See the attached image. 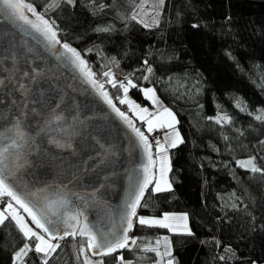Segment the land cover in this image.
Returning a JSON list of instances; mask_svg holds the SVG:
<instances>
[{
    "label": "trees",
    "instance_id": "16d2710c",
    "mask_svg": "<svg viewBox=\"0 0 264 264\" xmlns=\"http://www.w3.org/2000/svg\"><path fill=\"white\" fill-rule=\"evenodd\" d=\"M140 1L77 0L45 14L97 79L104 81L110 68L139 87H154L178 121L184 142L169 150L172 190L152 194L149 188L138 213L186 214L193 235L140 226L131 235L141 237L142 245L169 236L176 264H264V175L237 166L256 156L264 168V123L255 119L264 110V0H165L150 27L131 20ZM25 2L44 13L51 0ZM100 4L106 7L100 10ZM145 60L153 68L148 81L142 79ZM104 89L121 111L127 108L115 99L121 92L107 82ZM129 94L151 106L137 89ZM225 114L230 123L210 119ZM22 242L14 223L0 227V264H12ZM73 243L71 237L63 241L49 264H79ZM123 251L126 259L143 257L142 264H151L154 255ZM103 259L114 264L111 256Z\"/></svg>",
    "mask_w": 264,
    "mask_h": 264
},
{
    "label": "snow or ice",
    "instance_id": "6c2138e0",
    "mask_svg": "<svg viewBox=\"0 0 264 264\" xmlns=\"http://www.w3.org/2000/svg\"><path fill=\"white\" fill-rule=\"evenodd\" d=\"M61 3L75 6L77 0H51L45 5L44 13L38 12L32 3H26L25 0H0V20L7 22L11 18L24 26V29L17 27L19 36L15 38L4 36L3 29H0V65L10 64V69L0 68V72L4 73L0 77V89H10L19 93L20 97L11 100L17 118L9 122L11 127L6 132H0V227L5 226L6 222L14 223L23 241L21 246L12 252V264H49L57 250L61 249L62 242L69 237L77 250L79 264H104L103 258L107 256L112 257L114 264H142L143 257L137 260L125 258L123 250L132 252L134 249L145 254H154L148 257L151 264H176L169 236L156 239L154 245H142L138 243L141 237L131 235L137 226L167 229L172 235H193L187 226L186 214L165 212L160 217H145L138 213V209L145 206L142 201L149 188L152 194L172 190V185L167 179V174L171 171L168 152L184 142L175 127L178 123L176 116L169 108L162 106L155 88L139 87L129 76L118 80L110 68L102 73L105 80H98L97 74L92 71L82 54L58 38V26L55 21L45 18L49 10L59 8ZM158 3L163 5L165 0H158ZM97 7L103 10L106 5L100 4ZM137 15L133 14L131 20L136 21ZM138 22L143 23L142 20ZM29 30L44 42L47 49L53 50L52 54L57 59L79 72L83 82L98 93L103 102L130 130L133 142L142 149L146 163L141 165L139 171L134 170L129 177L127 198L115 221L108 218L107 214L104 220H90L85 211L88 198L81 197L80 202H77L74 197L78 194L71 193L66 185L63 188L45 187L32 190L16 175L22 167L20 161L25 158L27 146L32 142L27 128L37 114L36 105H40L44 110L39 91L47 81L45 69L42 67L43 60L37 63L35 55L31 54L32 49L25 50L19 43L20 37ZM109 30L97 29L98 32ZM84 55H87V52ZM111 63L118 67V61L114 57ZM144 64L147 67L142 79L148 81L153 68L147 60ZM105 82L122 93L115 99L120 105H126L128 112L121 111L116 106L113 98L104 89ZM131 89H137L144 99L151 103L154 111L141 107L129 98ZM60 100V97L53 99L44 110L48 114L45 127L55 123L63 129L66 122L64 113L67 112L72 118L69 127L74 129L80 123L79 117L72 115L71 102L62 105ZM30 105L32 107L29 109ZM238 106L242 111H246L243 106ZM247 114L252 115L250 112ZM25 117H30L27 122ZM210 119H214L217 124L231 122V118L226 114ZM255 119L264 123V110H260ZM157 131L162 133L159 138L153 135ZM150 136L153 137L151 140ZM259 143L264 145V140ZM58 146L71 148L70 138L69 142ZM107 155L109 150L100 141H96L95 152H86L80 164L94 170L104 163ZM256 159V156H251L247 160L238 161L237 166L246 173L264 175V168L257 165ZM101 187L103 185H97L95 192L89 194L93 200ZM177 222H182V230ZM30 253L35 254L34 258L30 257Z\"/></svg>",
    "mask_w": 264,
    "mask_h": 264
},
{
    "label": "water",
    "instance_id": "95a60500",
    "mask_svg": "<svg viewBox=\"0 0 264 264\" xmlns=\"http://www.w3.org/2000/svg\"><path fill=\"white\" fill-rule=\"evenodd\" d=\"M17 27L24 29L14 19L9 18L7 22L0 20V29H3L6 37L19 36ZM19 43L25 50L32 49L31 54L35 55L37 63L43 60L42 67L47 76V81L39 91L43 109L46 110L53 99L60 97L62 105L71 102L72 115L78 116L80 123L74 129L69 127L72 118L65 112L63 129L55 123L45 127L48 114L40 105H36L37 114L27 128L32 142L27 146L25 158L20 161L22 167L16 175L32 190L63 188L66 185L71 193L78 194L74 197L77 202H80L81 197L88 198L85 211L90 220H104L106 214L111 220H117V214L127 198L129 177L146 163L142 149L133 142L130 130L98 93L83 82L78 71L57 59L52 54L53 50L47 49L44 42L31 34L30 30L24 32ZM3 67L10 69V64L0 65V68ZM3 75L0 72V77ZM14 98L19 99V93L0 89V132H6L11 127L9 122L17 118L11 104ZM29 118L25 117V122ZM69 138L71 148L58 146L69 142ZM96 141L105 145L109 155L104 158L102 165L89 170L87 165L82 167L80 162L86 152H95ZM97 185L103 187L96 192L93 200L89 194L95 192Z\"/></svg>",
    "mask_w": 264,
    "mask_h": 264
},
{
    "label": "rangeland",
    "instance_id": "374dc122",
    "mask_svg": "<svg viewBox=\"0 0 264 264\" xmlns=\"http://www.w3.org/2000/svg\"><path fill=\"white\" fill-rule=\"evenodd\" d=\"M161 10H162V5H159L158 0H141L139 5L136 8L134 14H138L137 19L142 20L143 21L142 24H147L150 27V26H154L158 23ZM146 88H149V87H146ZM152 88H154V87H152ZM129 98H131L132 100H134L135 102L140 104V102L137 101L135 98H133L130 94H129ZM150 105H151V103H150ZM162 105H163V103H162ZM141 107H148L150 111H154V109L152 108V105L151 106L141 105ZM129 115H131V114L129 113ZM154 151H155V147H154ZM168 156H169V152H168ZM243 160H247V159H241L239 161H243ZM167 179L169 181L168 174H167ZM179 214H181V213H178L177 215H179ZM145 217H149V216H145ZM93 259H96V258H93Z\"/></svg>",
    "mask_w": 264,
    "mask_h": 264
},
{
    "label": "built area",
    "instance_id": "2783aa9c",
    "mask_svg": "<svg viewBox=\"0 0 264 264\" xmlns=\"http://www.w3.org/2000/svg\"><path fill=\"white\" fill-rule=\"evenodd\" d=\"M118 80H120L121 78L120 77H116ZM122 111H125V112H128V110H127V108L126 107H123L122 108ZM161 132H159V131H157V132H155L153 135L155 136V137H160L161 136ZM153 137L151 136V138L150 139H152Z\"/></svg>",
    "mask_w": 264,
    "mask_h": 264
},
{
    "label": "crops",
    "instance_id": "0c3cea01",
    "mask_svg": "<svg viewBox=\"0 0 264 264\" xmlns=\"http://www.w3.org/2000/svg\"><path fill=\"white\" fill-rule=\"evenodd\" d=\"M162 106H164V105H162ZM165 107V106H164ZM175 127H177V124L175 125ZM177 129V128H176ZM161 136H162V134H161ZM160 136V137H161ZM174 214H178V213H174ZM182 214V213H181ZM180 215V214H179ZM178 224H180L181 225V229H182V222H177ZM187 226H188V228H189V224H188V219H187ZM190 229V228H189ZM164 237V236H163ZM162 238V237H161Z\"/></svg>",
    "mask_w": 264,
    "mask_h": 264
}]
</instances>
